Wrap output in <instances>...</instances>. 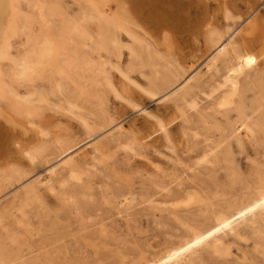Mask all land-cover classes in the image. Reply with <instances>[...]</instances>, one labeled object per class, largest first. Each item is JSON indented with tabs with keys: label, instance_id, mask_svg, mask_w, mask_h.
Instances as JSON below:
<instances>
[{
	"label": "rangeland",
	"instance_id": "rangeland-1",
	"mask_svg": "<svg viewBox=\"0 0 264 264\" xmlns=\"http://www.w3.org/2000/svg\"><path fill=\"white\" fill-rule=\"evenodd\" d=\"M27 2L37 16L34 35L47 32L60 38L68 31L66 58L76 60L69 71L74 81L63 79V91L75 89L79 96L73 114L59 109L54 104L57 98L45 107L41 120L48 126L47 154L33 165L26 157L14 155L13 162L27 174L23 185L49 177L50 162L63 155L58 137L71 138L75 147L63 155V168L52 176L55 189L38 185L39 199L31 197L28 205L24 206L23 189L18 192L21 199L15 197L20 180L3 185L0 209L6 214L0 223V245L7 247L0 246V264H141L181 240L193 225L210 220L231 202L264 187V55L256 67L239 77L233 102L220 106L218 95L227 88L214 90L223 83L227 69L221 63L213 76L208 72L215 51L203 36L196 45L187 32L178 30L176 41L172 32L170 41H162L161 32L142 26L131 30L133 36L119 30L115 41L113 27L89 15L87 0ZM27 2L23 0L22 6ZM203 3L216 18L222 41L233 34L245 50L262 53L264 0ZM50 5L60 14L50 13ZM115 5L114 0L99 1V16L114 17ZM224 7L231 12L228 20ZM189 10L192 22L201 8L194 5ZM68 19L79 20L80 26L67 27ZM13 36L14 28L9 25L5 38ZM146 47L152 63L148 50H143ZM59 61L62 64L60 55ZM196 72L199 79L193 77ZM166 77L172 81L170 87L155 88L153 82L159 85ZM38 83L51 87L48 80ZM78 85H83L82 95ZM181 86L189 89L188 100L193 102L186 107V118L169 95ZM157 119L167 123L168 138L157 132L131 151L130 139L143 136ZM113 120L127 128L120 139ZM85 122L97 130L96 136ZM242 122L251 124L256 133L254 138L241 136L240 144L233 130ZM209 150H213L210 161L203 163ZM217 151L226 156L215 163L212 158ZM76 169L89 173L84 171V177L77 180L72 178ZM18 208L22 211L13 216ZM14 234L17 243L10 239ZM223 239L232 247L229 254L214 255L204 248L192 264H264V232H254L250 226L241 237Z\"/></svg>",
	"mask_w": 264,
	"mask_h": 264
},
{
	"label": "bare ground",
	"instance_id": "bare-ground-1",
	"mask_svg": "<svg viewBox=\"0 0 264 264\" xmlns=\"http://www.w3.org/2000/svg\"><path fill=\"white\" fill-rule=\"evenodd\" d=\"M99 1L101 0H87L90 5L89 15L96 16V20L99 23L112 26L114 29L115 41L119 39V30H123L133 36L131 30L134 27L140 28L142 26L144 28H155L156 32H161L165 37L162 41H170L171 32L174 35V41H176V32H178V30L187 32L189 35L188 39L196 45H198L199 37L203 36L206 41L214 47L215 51L210 57V65L207 69L208 72L213 76L214 72H217L221 63L227 69V76L223 74L226 77L224 76L225 79L222 77L224 79L223 83L214 90L215 92L219 91L220 88H227L218 95V98H220V106H226L233 102L234 95L239 90V77L247 70L256 67L259 64L260 58L264 55V48L259 55L245 50V47H241L239 44L240 38H235L233 34L229 35L226 42L222 41L223 37L219 33L216 18L212 16L209 8L203 3V0H114V4L116 3L114 17H110L109 15L108 17L99 16L97 7ZM22 3L23 0H0V66L6 68L11 63L30 52L38 53L45 57L56 55L63 57V62L60 64V70L55 73L58 74L59 77L56 78L54 75L55 77L52 76L49 79H46L51 82V87L49 89L44 88L38 83L35 88L19 89L15 93L14 100L0 99V191L3 185L9 183L11 180H20V182L17 183L20 187L17 188L18 186H16L15 188L17 189L14 192L15 197L19 198L18 192L23 189L25 206L29 204L31 197L38 198V185L47 186L51 191L55 189L50 183V181H52V176L55 175L59 169L63 168V155L69 153L75 145L69 137H58L56 142L60 146L63 155L62 157H59V159H54L50 162L49 177L38 180L36 183L31 182L23 185L24 183L22 180L27 174H25V171L21 166L18 163L13 162L14 160L12 159L14 155H20V157H26L30 164H35V161L46 153V140H44V137L48 135V126L43 124L45 120H41V118L45 116H43L45 107L47 105L51 106L52 100L57 98V103L54 104L57 105L59 109L73 114V107L75 106L74 101L78 99L79 93L77 90L75 91V89L68 92L63 91L64 82L62 80L71 78L69 71L72 66H74L73 63L76 60L75 57L66 58V52L69 50L70 45V37H67L68 31H66L65 34L62 33V35L66 36L60 38L54 37L47 32H39L40 34L37 36L34 35V21L37 16L33 11L31 3L29 4L27 2L28 4L26 7H23ZM42 4V7H46L45 2H42ZM194 5L201 8V10L191 22L188 18L190 13L189 8H193ZM48 10L50 13L54 12L53 14L55 15L60 14L55 11L56 8L53 5H50ZM224 17L226 20L231 18V12L227 7L224 9ZM42 18H44V16ZM65 23L67 24V27H70L71 29H77L80 26L79 20L76 19L65 20ZM252 24L253 22L251 25ZM9 25L14 28L15 36L7 40L5 38V31ZM65 29L66 28H64L63 31H65ZM152 38L154 39V37ZM57 43L60 46L59 49L57 48ZM145 49L148 50H146L148 59L150 63H152L153 61H151L150 58V48H143V50ZM249 58H253L255 63L250 65L248 63ZM223 71L225 72V70ZM199 75L200 73L196 72L193 77L199 79ZM71 80L74 81L73 78H71ZM153 83L155 88L161 89L163 86L170 87L172 81L169 77H166V79H163L162 83L159 85L156 84V81ZM4 86L7 87V84ZM78 87H80V85H78ZM79 90L82 95L84 92L83 85ZM184 90L181 86L176 88L169 95L174 96L175 105L179 108L181 115L186 118L188 116V110L186 107H192L191 105H193V102L191 100L189 103L188 100L189 91L187 90L189 89ZM61 94H64L62 99L59 97ZM263 120L264 119H262V121ZM113 122L118 137L122 136L127 128L121 122L118 123L115 122V120H113ZM85 125L90 134L96 136L97 130L94 127H91L87 122H85ZM261 125L258 124V126ZM53 128L54 127H50L51 130ZM166 131L167 123L161 119H157L156 123L149 124V128L145 134L141 133L143 136H139L138 134L135 137L133 135L134 137H132L133 139H130L131 141L130 145L128 144V147L130 150L131 148L133 150V146L141 145V143H144L145 140L149 139L150 136L157 132L165 133V136L168 138ZM206 132L209 133L207 130ZM233 132L237 134L236 136L241 144V136L254 138L256 130L251 124L242 122L234 128ZM227 137L228 136H226V139ZM95 149L98 151L100 148L97 147ZM228 149H226V152ZM210 152L212 153L213 150L204 153L202 159L203 163H208L210 161ZM228 152L231 154L230 151ZM225 153L223 151H217L212 158V162H220ZM103 161L104 159L102 162ZM82 171L76 169V171L72 172V178L78 180L81 179L83 174H85L84 171L89 173L87 170ZM188 198L189 200H193L194 197L189 195ZM249 209H251V211H249ZM20 210V208L15 209L12 212L13 216L16 211ZM5 214L6 210H4V208L0 209V223ZM250 226H253L254 232H264V187L262 186L256 193L245 195L240 200L233 203L231 202L226 209L219 211L210 220L199 223L198 225H193L191 229L189 228V234H186L184 237L182 236L183 238L181 237L182 239L178 242L165 247V249L158 255L150 258L148 257L141 264H192L193 261L199 257V252L204 248H209L208 251H211L214 255L229 254L232 247L229 243L225 242L224 239L222 240V238L228 236L241 237L242 231ZM14 235H10V239L12 243H17L18 237L16 238V235ZM1 245L3 246L2 243ZM5 247L7 246L5 245L2 248ZM10 249H8L10 252L14 250L12 248ZM7 253H9V251Z\"/></svg>",
	"mask_w": 264,
	"mask_h": 264
},
{
	"label": "clouds",
	"instance_id": "clouds-1",
	"mask_svg": "<svg viewBox=\"0 0 264 264\" xmlns=\"http://www.w3.org/2000/svg\"><path fill=\"white\" fill-rule=\"evenodd\" d=\"M59 47L57 43V48ZM59 70V55L45 57L33 52L17 59L6 68L0 66V99L14 100L19 89H30Z\"/></svg>",
	"mask_w": 264,
	"mask_h": 264
},
{
	"label": "snow or ice",
	"instance_id": "snow-or-ice-1",
	"mask_svg": "<svg viewBox=\"0 0 264 264\" xmlns=\"http://www.w3.org/2000/svg\"><path fill=\"white\" fill-rule=\"evenodd\" d=\"M248 63L251 65V64L255 63V60L253 58H249ZM249 211H251V209H249Z\"/></svg>",
	"mask_w": 264,
	"mask_h": 264
}]
</instances>
